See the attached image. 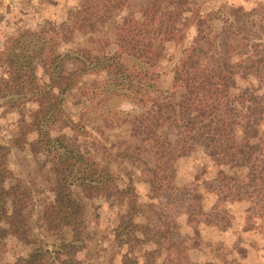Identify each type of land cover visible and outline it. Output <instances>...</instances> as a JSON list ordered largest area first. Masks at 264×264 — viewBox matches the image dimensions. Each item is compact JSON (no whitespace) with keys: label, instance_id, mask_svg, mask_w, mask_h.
Wrapping results in <instances>:
<instances>
[{"label":"trees","instance_id":"obj_1","mask_svg":"<svg viewBox=\"0 0 264 264\" xmlns=\"http://www.w3.org/2000/svg\"><path fill=\"white\" fill-rule=\"evenodd\" d=\"M126 1L80 0L66 20L41 26L32 33L38 38L48 33L52 43L45 45L50 47L57 44V38L63 34L93 33L112 20L115 10L121 9ZM203 1L148 0L140 16L125 15L115 23V48L109 55H91L93 48L80 47L66 56L59 52L47 55L43 65L48 80L44 83L37 79L31 56L24 61H19L15 55L6 56L8 77L0 76V91L22 92L27 88L31 93L29 98L37 103L28 122L21 116L19 121L25 128L20 130L21 135L29 130L37 131L30 148L33 154L43 151L44 163L50 161V169L54 172L53 199L44 205L39 218L53 234L63 228L69 230L70 237H61L55 249L60 264H81L75 258L78 242L86 244L91 233L85 203L76 201L69 189L72 178L80 181L78 185L88 199L102 196L111 204L122 201L126 205L115 227L119 241L134 244L153 239L155 233L146 235L149 234L145 230L147 222L135 219L142 209L134 197L133 178L148 181L153 191L172 190L174 162L193 148V144L182 145L180 141L174 145L170 135L165 133V127L177 128L181 135L179 139L199 134V143L208 157L219 166L245 167L248 181L255 182V190L264 194V172L255 163L256 155L261 152L260 131L264 125V43L250 41L254 36L249 30L254 25L248 17L249 12L241 6H228L226 26L223 27L234 26L231 30L240 35L241 42L215 40L208 28V17L212 12L201 13ZM191 31L193 34L189 35ZM200 43L203 48L198 47ZM183 44L188 52L187 65L173 66L171 88L161 97L156 94L158 77L153 73L166 57L170 45ZM242 45L246 46L245 52L241 50ZM44 52L42 46L34 54L39 57ZM100 71L111 73L107 82L141 102V111L132 116L133 130L126 137L119 135V139L110 141L109 146L97 152L86 148L82 153L65 139L62 140L65 149L59 151L50 142L48 126L54 122L91 137L86 130L87 123L93 118L91 110L98 111L94 107L90 110L83 97L89 99L98 92L95 90L89 95L80 91L79 80L86 73ZM239 79L249 80L251 86L241 87ZM113 92V89L108 90L104 97L110 99ZM70 98L78 106L77 119L64 108ZM98 118L107 127L117 123L114 118L119 115L100 112ZM125 122L127 119L122 117L118 124ZM21 135L16 142L23 140ZM8 152L9 148L0 145L3 164L0 169V241L6 235H12L20 243L34 246L38 238L32 232L30 214L26 210L30 194L23 181L4 166ZM165 159L168 162H164ZM126 160L140 168L137 177H133L136 168L127 166ZM112 162L117 167L114 172L108 165ZM120 170L125 171L123 175L127 177L123 184L113 182L120 177ZM9 174L14 181L6 183ZM220 174L218 190L224 197L241 200L249 194L247 184L239 182L234 173L221 170ZM35 251L29 252L27 260H32Z\"/></svg>","mask_w":264,"mask_h":264},{"label":"rangeland","instance_id":"obj_2","mask_svg":"<svg viewBox=\"0 0 264 264\" xmlns=\"http://www.w3.org/2000/svg\"><path fill=\"white\" fill-rule=\"evenodd\" d=\"M79 1L0 0V76L8 77L5 59L9 54L17 56L19 61L30 59L31 56L40 83L48 80L43 64L51 52L66 56L68 52L80 47L93 48L91 55H109L115 48V23L125 15L140 16L142 8L148 2L127 0L121 9L115 10L112 20L95 32L74 31L63 34L57 38L59 42L51 47L45 45L52 43L48 33L42 38L32 33L41 26L66 20ZM228 6H241L249 12L248 17L254 25L249 30L254 36L250 41L264 43V0H204L201 13L212 12L208 17L211 36L215 35V40L241 42L240 35L231 30L234 26L223 29L226 26ZM260 25H263V30H260ZM192 34L193 31L189 32V35ZM202 43L198 47L203 48ZM42 46L44 54L36 57L34 53ZM185 48L184 44L170 45L166 57L154 71L153 76L158 77L159 90L156 94L159 96H165L171 88L173 66L187 65L188 52ZM241 50L245 52L246 46L242 45ZM110 78L111 73L107 71L89 72L80 78V91H86L89 95L95 90L98 92L92 98L83 97L90 110L94 107L98 111L94 113L91 110L93 118L87 123L86 130L91 137L54 122L48 126L50 142L59 151H64L62 140L65 139L73 148H80L82 153L86 148L97 152L98 149L109 146L110 141L119 139V135L126 137L133 130L135 122L132 116L141 111V102L138 103L133 100L132 94H126L120 87L107 82ZM248 81L239 79V85L248 86ZM93 86L97 87L92 88ZM112 89V97H104ZM29 95L31 93L27 88L22 92L8 89L0 91V145L9 148L4 166L14 177L20 178L29 191L30 200L26 210L30 214L32 232L38 240L34 246L24 245L16 237L6 235L0 241V264H60L56 260L55 249L59 246L61 237L68 238L70 234L66 228L56 234L47 231L43 220L39 218L44 205L53 199L55 176L50 169V161L44 163L46 156L43 151L33 154L30 148L31 142L37 137V131L29 130L21 135L20 129L25 128L23 122L19 121L21 116L28 122L32 111L37 107V103ZM73 101L72 98L67 100L64 108L73 119H77L78 106ZM100 112L119 115V118H114L117 123L105 127L104 122L98 118ZM122 117L127 122L120 125L118 121ZM102 130L104 132L100 133ZM164 130L170 135L174 145L180 141L182 145L193 144V148L174 162L172 190L153 191L148 181L133 178L134 197L142 209L135 219L147 222V226H144L149 234L146 235L149 237L151 233H155L153 239L134 243L135 245L127 240L119 241L115 227L126 205L122 201L111 204L102 196L88 199L78 185L80 181L72 178L69 189L76 201L85 203L88 229L91 231L86 244L78 242L75 258L81 264H264V194L255 190V182L248 181L246 168L240 165L233 168L217 165L203 152L199 134L179 139L181 135H178L180 131L177 128L168 126ZM260 134L261 152L256 155L255 163L264 172V125ZM19 135L23 140L16 142ZM61 135L65 137L62 138ZM75 152L73 155L77 156ZM164 162H168V159ZM125 164L136 168L133 177L140 174V168L134 163L130 164L126 160ZM108 165L113 172L117 170L115 163ZM0 169H3L1 160ZM221 170L224 173H234L239 182L247 184L249 194L244 199L231 200L219 192ZM124 173L125 171L120 170V177L113 179V182H126ZM10 176H6V183L14 181ZM32 249L36 250L34 256L32 260H27Z\"/></svg>","mask_w":264,"mask_h":264}]
</instances>
